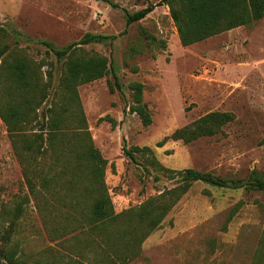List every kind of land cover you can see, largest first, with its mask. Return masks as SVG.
<instances>
[{"label": "rangeland", "instance_id": "1", "mask_svg": "<svg viewBox=\"0 0 264 264\" xmlns=\"http://www.w3.org/2000/svg\"><path fill=\"white\" fill-rule=\"evenodd\" d=\"M159 1L0 0V24L31 40L62 48L86 34L107 38L101 44L81 46L76 54L105 58L112 68L106 77L76 88L80 109L61 96L63 63L21 38L16 48L34 61L47 87L46 99L22 132L42 137L46 147L45 140L58 133L50 127L52 120L67 118L66 141L78 124H84L106 160L104 182L114 214L129 212L121 220L132 229L140 222L135 214L147 201L180 182L157 171L153 160L171 171L194 169L227 180L246 181L253 171L264 173V17L183 47L165 5L127 25V14ZM7 43L12 46L13 41ZM114 77L120 88L113 85ZM133 82L143 86V103L152 121L147 127L130 111ZM63 106L69 110L66 114L61 112ZM211 112L231 113L235 120L220 134L190 144L170 138L175 130ZM43 123L46 127L41 130ZM18 148L16 153L0 119V250H16L27 264L51 257L66 261L68 244L75 239L51 240L42 219L50 213L64 218L67 203L75 201L72 195L85 206L91 202L89 196L83 186L70 194L72 187L66 184L46 192L39 183L36 194H31L23 172L26 154L20 144ZM56 151H48L42 162L37 160L39 171L46 170L42 165L51 163ZM260 205L264 192L194 183L137 247L139 256L127 264H264ZM82 232L76 229L65 238L82 240Z\"/></svg>", "mask_w": 264, "mask_h": 264}, {"label": "trees", "instance_id": "2", "mask_svg": "<svg viewBox=\"0 0 264 264\" xmlns=\"http://www.w3.org/2000/svg\"><path fill=\"white\" fill-rule=\"evenodd\" d=\"M161 5L169 8L170 17L183 47L248 26L264 17V0H160L156 5L150 4L133 14H127V25L144 19L156 6ZM23 37L34 45L45 48L48 54H52L58 62L63 63L59 88L64 94L61 96L64 97V101L68 100L77 109L80 108H78L76 88L106 77L112 72V68L105 58H84L76 55L81 46L103 43L107 39L104 36L86 34L78 43L57 48L48 41L31 40L9 26L0 24V41H13L12 46L7 42L0 45V119L7 126L15 152H19L18 144H20L21 150L26 154L24 159L26 166L23 172L29 192L36 194L37 183L46 192L54 190L56 185L66 184L72 187L70 194H73L76 188L83 186V191L91 201L88 206H85L77 196L72 195L75 201L67 203L68 210L64 218L52 216L51 213L47 217L44 215L43 226L51 240L75 239V241L68 244L70 251L68 260H56L51 257L45 262L35 264H86V262L127 264L133 261L140 254L137 247L150 231L160 226L171 208L194 183H204L230 190L247 189L264 192V173L253 171L246 181L227 180L194 169L171 171L153 160L151 164L157 171L162 172L168 179H179L180 182L177 186L166 189L158 197L147 201L140 208L141 210H138L140 212L135 214L140 221L138 227L130 228L121 220L123 215L130 214L129 212L122 215L114 214L104 182L107 163L94 147L84 124L83 126L78 124L80 127L71 134V140L66 141L68 134L64 130L67 128V118L61 116L60 120H52L50 127L58 133L54 139L45 140L46 147L42 145V137L26 136L22 132L47 96V87L40 80L39 68L29 56L16 48ZM113 85L120 88L116 77H114ZM108 86L112 92L110 82ZM129 88L133 93L130 111L139 117L144 127H147L152 121L143 103V86L139 82H133ZM67 110L65 106L61 107L62 113L66 114ZM234 120L235 117L231 113L211 112L175 130L170 138L190 144L200 138L220 134L222 128ZM74 121L73 116L72 122ZM45 127L43 123L41 130ZM54 140H57V143H54ZM55 150L57 151L52 156V162L42 165V168L46 170L39 171L37 160L40 162L46 160L48 151ZM143 150L149 151L146 148ZM59 152L64 153L65 156L59 155ZM123 152L133 159L132 152L126 151L125 146H123ZM238 206L230 210L228 220L236 214ZM260 208L264 211V205H260ZM10 224L12 225L13 222ZM76 229L83 230L82 240L74 237L65 238ZM7 237L4 236V239L6 240ZM0 264H27V262L22 257H17L16 250L1 249Z\"/></svg>", "mask_w": 264, "mask_h": 264}]
</instances>
